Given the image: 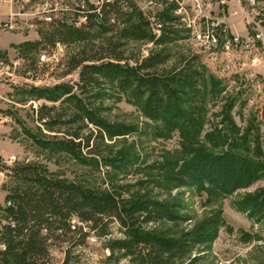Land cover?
Masks as SVG:
<instances>
[{"label": "rangeland", "instance_id": "rangeland-1", "mask_svg": "<svg viewBox=\"0 0 264 264\" xmlns=\"http://www.w3.org/2000/svg\"><path fill=\"white\" fill-rule=\"evenodd\" d=\"M0 3L7 9L6 19L22 11L13 0ZM237 25L242 31L239 34H246L243 26ZM0 29L26 42L41 40L37 29L27 25L6 27L2 22ZM92 33L102 49L118 40L113 33ZM23 43L13 45L7 53L0 51V207L5 206L12 183L5 167L23 161L37 163L50 173L72 181L86 180L128 200L147 204L161 200L181 202L183 215L189 218L187 223L177 227L149 224L143 228L156 230L165 238L221 214L224 225L203 264H264V216L245 210L248 202L264 192L263 49L203 50L182 33L168 45L172 60L166 69L178 72L183 68L182 57L197 55L202 75L200 94L183 120L162 123L148 116L144 99L137 98L131 89L122 90L116 81L100 87L83 86L80 69H75L71 61L84 44L63 46L55 54L51 46H41L38 55H47L49 61L40 64L38 55H21L19 46ZM153 47L152 43L132 41L118 47V52L134 65ZM61 84L72 87V92L57 102L29 93L35 88ZM48 118L57 122L46 125ZM95 120L114 125L125 135L114 139L106 136L101 142L95 139L99 131ZM73 133H78L80 140H75ZM88 138H92L90 148L98 155L86 148ZM74 140L82 141L81 152L76 151L82 153V159L63 145ZM205 152L246 156L253 163V178L245 188L231 194L210 196L194 188L175 190L170 185L172 174L184 162ZM4 224L0 210V232ZM85 232L86 237L76 233L69 235L66 242H53L49 247L51 256L59 264L65 260L68 264H138L124 252L111 251L113 242L127 239L126 230L118 222L110 221L106 230L93 232L87 228Z\"/></svg>", "mask_w": 264, "mask_h": 264}, {"label": "trees", "instance_id": "trees-1", "mask_svg": "<svg viewBox=\"0 0 264 264\" xmlns=\"http://www.w3.org/2000/svg\"><path fill=\"white\" fill-rule=\"evenodd\" d=\"M172 11L173 6H170L160 15L162 32L156 35L134 0H114L101 14H89L87 22L79 26L64 22L38 23L41 40L23 43L19 50L23 57L29 58L38 55L41 46H51L52 54H55L63 46L82 43V51L71 63L75 69H80V81L85 88L116 81L122 90L131 89L137 98L145 100L144 108L151 119L179 123L190 113V104L200 94L202 75L197 68V55L182 57L183 68L178 72L166 69L172 60L168 45L182 34L174 26ZM93 31L116 34L118 40L108 49H102L97 45ZM132 41L154 45L149 55L137 59L134 65L125 61L124 53L118 52V47ZM41 56L38 55V63L44 64ZM71 92L72 87L63 84L29 91L35 98L52 102ZM84 113L90 118L89 113ZM56 122L48 118L45 124L52 126ZM93 122L99 128L95 139L101 142L106 136L114 139L125 135L114 125L99 120ZM72 136L75 140L81 138L78 133ZM91 139L88 138L86 148L91 154L98 155L90 148ZM75 140L63 145L82 159V153L77 154L81 152L82 141L76 143ZM4 170L12 183L5 206L0 207L5 220L0 232V245L5 247L0 251V264H53L54 258L49 252L53 242H66L69 235L76 233L86 237L85 228L93 232L106 230L110 221L118 222L127 234V239L112 243L113 253L124 252L138 264H203L224 225L221 214H217L194 229H184L173 238H165L156 230L145 231L143 228L149 224L169 223L177 227L187 223L189 218L183 215L185 208L179 201L161 200L147 204L141 200H128L86 180L72 181L50 173L32 162H17ZM254 172L253 163L246 156L236 152H205L184 162L170 177V185L175 190L194 188L210 196L231 194L245 188ZM9 202L10 206L7 205ZM245 210L264 216V192L248 202ZM74 220L83 227L72 230ZM43 229L47 230L46 235L42 234Z\"/></svg>", "mask_w": 264, "mask_h": 264}, {"label": "built area", "instance_id": "built-area-1", "mask_svg": "<svg viewBox=\"0 0 264 264\" xmlns=\"http://www.w3.org/2000/svg\"><path fill=\"white\" fill-rule=\"evenodd\" d=\"M20 8V15L9 17L6 27L27 25L37 29L38 23H67L79 26L85 24L88 15L101 14L106 5L114 0H13ZM137 8L148 22L152 32L160 35L162 24L160 15L173 6L175 28L188 35L190 41L203 50L234 48L264 50V0H134ZM27 11L31 13L26 14ZM25 15V16H24ZM231 18H238L231 21ZM237 24L243 26L238 30ZM236 31L233 33V31ZM61 48H59L60 50ZM41 61H49L47 55ZM11 205V203H7ZM83 227L78 220L72 222V230ZM87 228H85L86 230ZM62 233V231H59ZM46 235L47 230L43 229ZM5 249L0 245V251ZM54 258V257H53ZM53 264H59L54 258Z\"/></svg>", "mask_w": 264, "mask_h": 264}, {"label": "crops", "instance_id": "crops-1", "mask_svg": "<svg viewBox=\"0 0 264 264\" xmlns=\"http://www.w3.org/2000/svg\"><path fill=\"white\" fill-rule=\"evenodd\" d=\"M6 16H7V9H5L0 3V24L4 22V20H6ZM23 42H26V41H24V39L22 40V38L19 35L7 33L0 29V51L1 52L7 53V51L9 52L12 49L13 45H18L19 43H23ZM3 202H4V199H3Z\"/></svg>", "mask_w": 264, "mask_h": 264}]
</instances>
